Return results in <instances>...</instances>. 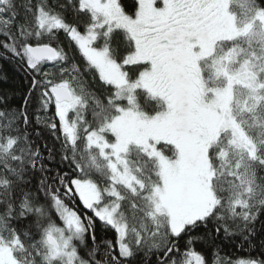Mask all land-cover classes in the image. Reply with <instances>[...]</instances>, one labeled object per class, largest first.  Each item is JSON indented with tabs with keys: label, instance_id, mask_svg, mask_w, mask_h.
Returning a JSON list of instances; mask_svg holds the SVG:
<instances>
[{
	"label": "snow or ice",
	"instance_id": "1",
	"mask_svg": "<svg viewBox=\"0 0 264 264\" xmlns=\"http://www.w3.org/2000/svg\"><path fill=\"white\" fill-rule=\"evenodd\" d=\"M5 64L0 264H264V0H0Z\"/></svg>",
	"mask_w": 264,
	"mask_h": 264
},
{
	"label": "trees",
	"instance_id": "2",
	"mask_svg": "<svg viewBox=\"0 0 264 264\" xmlns=\"http://www.w3.org/2000/svg\"><path fill=\"white\" fill-rule=\"evenodd\" d=\"M0 75H7L8 77L7 83L3 87L12 89H22L24 87L22 74L17 73L10 65L5 64ZM14 100L18 101L19 97H15ZM257 245H259V241ZM261 251H264V248H259L258 246L251 250L241 249L239 242L234 246L228 245L227 241L224 244V253L233 258H247L250 252L258 254Z\"/></svg>",
	"mask_w": 264,
	"mask_h": 264
}]
</instances>
